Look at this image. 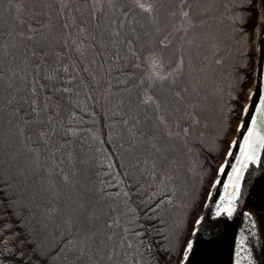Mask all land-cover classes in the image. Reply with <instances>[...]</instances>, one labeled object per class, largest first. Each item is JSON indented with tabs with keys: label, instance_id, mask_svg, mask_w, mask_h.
Returning <instances> with one entry per match:
<instances>
[{
	"label": "trees",
	"instance_id": "1",
	"mask_svg": "<svg viewBox=\"0 0 264 264\" xmlns=\"http://www.w3.org/2000/svg\"><path fill=\"white\" fill-rule=\"evenodd\" d=\"M41 2L44 4L43 8L37 5L35 0H13L11 5L8 0H0V45L3 46L0 48V70L5 73L4 87L0 89V104H4L8 98L15 97L11 107L5 105L6 112H11L13 108L21 110L19 116L12 117L13 125L5 124L0 127V156L7 161L3 165L6 176L8 169L11 168L10 175L16 177L12 180L14 188L26 191L30 200L35 198L32 202L23 201L25 209L39 207L47 199H51V196L57 197L53 204L63 209L73 189L65 188L57 177L58 193L53 192L49 196L36 183V177L31 172L26 174L29 183H25V176L18 173V165L30 161L29 154L23 150L20 138L15 135L14 125L21 117L32 118L29 104L35 97L29 92V87L32 78L38 76L32 71V65L41 58H44L45 63H50L53 52L62 51L58 44L50 47L43 41L39 45L28 41L26 36L32 35L28 25L33 28H38L41 24L51 25V31L45 29L43 33H36L37 39L41 35L50 39L53 34L67 38L59 25L65 20L71 23L72 16L76 17L78 24L82 17L75 11L77 7H80L85 16L87 11L82 0H72L70 7L73 11L69 13L66 9L64 19H61L57 14L56 0ZM190 2L195 9L191 13L194 17L192 23L197 26L186 34L177 31L181 24L188 28L187 21L180 16V0H156V12L151 18L136 8L134 0H118L114 6L115 10L126 8L130 13V23L126 25L124 32L133 40L137 49H143L145 46L154 47L158 39L170 33L172 44L166 50V57L173 59L176 55L183 54L186 59L187 67L182 81H178V84H188L195 90L191 97L196 107L188 111L199 124L191 129L190 136L184 138L183 142L179 139L171 142V149L167 153L168 160L162 169L160 167L152 169L151 164L146 168L134 167L136 156L128 151V137L119 123L124 115L119 102L123 100L126 109L129 97L133 100L136 98L135 79L127 85L132 89L131 92L122 91L124 86H117L113 79L112 91L118 95H112L108 100L99 95V92L103 91V86L99 90L90 86L88 91H91L94 97L91 101L84 99L82 89L80 96L74 97V100L79 99L80 107L72 108L77 117L71 125L77 130L78 134L75 137H64L62 132L58 131L46 148L34 135L39 125L32 124L26 128V133L33 136L28 144L40 151L42 167L56 172L63 170L68 174L79 171L81 183L86 177L90 188H103L105 193L112 194L101 205L105 211L109 205L116 209V212L110 215L116 216L127 210L125 198L122 195L115 196V193L127 192L130 195L128 204L135 210V224H129L128 217L120 216L121 227L110 230L115 235L108 244L121 254L114 264L137 262L179 264L196 227L195 222L206 204L211 187L236 134L248 99L249 88L253 84L256 63L255 31L259 18L258 0H190ZM184 10H188L187 5L184 6ZM172 12L176 15H171ZM117 15L119 16V11ZM131 27L136 29L135 33L130 32ZM157 27L160 28L159 32L156 31ZM70 31L73 39H84L76 28H71ZM20 32L24 33V37L18 35ZM26 48L29 52L35 49L38 53L28 64L22 62L26 59ZM119 52L123 59L118 64H112L109 79L112 77L123 79L126 75L139 76L141 69L131 66L135 58L123 45L119 46ZM9 53L16 57L15 61ZM9 69L18 75L12 77ZM24 76L28 77L27 82L21 79ZM85 81L87 82L86 76ZM9 82L12 83V88H8ZM40 84L47 82L40 80ZM35 86L40 96L38 103H41L43 97L50 94L48 87L40 89L39 84ZM171 90L167 83L157 89L161 95ZM25 99L29 103H24ZM54 102L55 98L49 103ZM69 107L65 104L58 111L55 117V126L58 129L60 122L68 125L66 117ZM168 111H172L171 106ZM136 112H140L142 118L151 115L150 112L145 114L135 108L129 114ZM51 113L52 109H49L48 114ZM171 118L177 119L178 116L173 113ZM181 124L188 127L187 116ZM18 153H20L18 160L9 159ZM82 160L87 161L86 165L80 163ZM124 228L134 230L125 233ZM60 229L61 219L54 216L49 222L50 236ZM134 232H140L142 235L136 236ZM121 240L124 241L123 244ZM129 243L132 248H128ZM4 264L12 262L6 260ZM16 264L21 262L16 261Z\"/></svg>",
	"mask_w": 264,
	"mask_h": 264
},
{
	"label": "snow or ice",
	"instance_id": "2",
	"mask_svg": "<svg viewBox=\"0 0 264 264\" xmlns=\"http://www.w3.org/2000/svg\"><path fill=\"white\" fill-rule=\"evenodd\" d=\"M71 2L72 0H56L57 14L61 19H64L66 9L69 13L73 11L70 7ZM82 2L86 6L87 16L84 15L80 7H77L75 11L82 17L79 23L77 24L76 17L72 16L71 23L65 20L59 25L67 38L53 34L50 39L43 35L37 39L35 34L43 33L45 29L51 31V25L41 24L38 28L28 25V30L32 33V35L26 36L28 41H33L37 45L43 41L50 47L58 44L62 51H54L50 63H45L44 58H41L32 65V71L38 74L32 78L29 87V92L32 97H35L29 104L32 118L21 117L14 125L15 135L20 138L24 152L29 154L30 162L17 167L18 173L25 176V183L30 182L26 174L31 172L36 177V183L49 196L53 192L58 193L57 177L61 185L74 191L67 197L68 202L63 209L53 204V201L57 199L56 196H51V199H47L39 207L25 209L23 201L30 200L28 193L14 188L12 180L16 177L10 175L11 168L8 169L6 176L3 165L7 161L0 156V264H4L6 260H10L12 264H16V261H20L21 264H114L121 254L115 247H110L108 244L115 235L110 230L114 227H121L120 216L128 217V223L135 224L136 213L128 204L131 197L127 192L115 193V196L122 195L125 198L124 204L127 210L113 216L110 213H115V208L109 205L108 210L105 211V208L101 206L112 194L105 193L103 188H90L86 177L81 183L79 171L68 174L63 170L56 172L53 169L42 167L39 149L28 144V141L33 138L32 135L26 133V128L29 125H39L34 135L43 142L46 148L58 131L62 132L64 137L77 136V130L71 126L77 119L72 108L80 107V101L79 99L74 100V97L78 98L83 89L84 99L91 101L94 97L91 91H88L90 86L97 90L103 86V91H100L99 95L108 100L110 96L118 95L112 91L113 79L117 86H124L121 89L124 92H131L132 89L127 85L133 79L136 81L134 85L137 89L135 100L129 97L126 109L124 108L125 102L123 100L119 102L124 113L119 123L123 126L128 137V151L136 156L134 167L143 166L146 168L151 164L152 169L157 167L162 169L168 160L167 153L171 149V142L177 139L183 142L184 138L190 136L191 129L199 124V121L188 111V109L196 107L191 97V93L195 90L188 84H178V81H182L187 67L185 56L180 54L173 59H168L165 54L172 44V40L169 38L171 34L158 39L154 47L145 46L143 49H137L133 40L128 38L124 32L126 25L130 23V13L126 8L114 9L118 0H82ZM155 2L156 0H134L136 8L147 14L149 18L156 12ZM8 3L11 5L13 0H8ZM35 3L41 8L44 7L41 0H35ZM185 5L188 10H184ZM261 7L264 9V0H262ZM180 9V16L187 21L188 28L181 24L177 31L186 34L191 28L197 26L192 23L194 17L191 15L195 9H193L190 0H180ZM117 11H119V16ZM171 15L174 16L176 13L172 12ZM48 18L51 19L50 16ZM21 23L23 22L21 21ZM71 28H76L84 39H73ZM135 31L134 27L130 28L131 33H135ZM156 31L159 32L160 28L157 27ZM18 35L24 37L23 32ZM181 38L183 39V36ZM121 45L135 58L131 66L141 69L140 75L136 77L126 75L123 79L120 77L109 79L112 74V64H118L123 59L119 52ZM2 47L0 45V48ZM9 55L15 61L16 57L12 53ZM37 55L35 49L29 52L26 48V59L22 62L28 64L29 60L34 59ZM157 69L161 71H157ZM8 71L12 77L18 75L11 69ZM21 79L28 81L27 76L21 77ZM4 80L5 73L0 70V89L4 87ZM40 80L46 81L47 84H40ZM164 83H167L172 90L161 95L157 89ZM37 84L40 85V89L47 86L50 93L43 97L41 103H38L40 96L35 86ZM12 87V83L9 82L8 88ZM54 98V104L49 103ZM14 99L15 97L8 98L4 104H0V127L5 124L13 125L12 117L20 115L19 108H13L11 112H6L5 105L11 107ZM24 103L27 104L29 101L25 99ZM65 104L70 106L67 109L66 117L68 125L65 126L63 122H60L58 129L55 126V117ZM169 106H171V112L168 111ZM134 108L142 110L145 114L150 112L151 115L147 118H142L140 112L130 115L129 113ZM49 109H52L51 114H48ZM257 112L264 116V98H262ZM173 113L177 114V119L171 118ZM117 114L113 113V115ZM42 116L43 118H41ZM185 116L188 117V127H183L181 124ZM247 133V136L244 137V146L241 148L242 159L238 158L240 167L233 168V176L229 177L234 181L232 184L234 191L228 198L226 207L221 209L219 205L217 206V216L222 213L229 217L232 216L235 211L234 201L239 195L242 169L247 167L248 162H258L259 149L264 148V136L260 135L257 129L255 117H253L252 127L248 128ZM235 144L236 141H232L230 147ZM54 155L55 153H53ZM228 155H232L231 151ZM19 156L20 153L15 157L10 156L9 159L18 160ZM80 163L86 165L87 161L82 160ZM219 172H224V166H221ZM216 183L220 182L216 181ZM18 192L19 194H17ZM34 200L33 197L30 202ZM54 216L60 217L61 229L50 236L49 222ZM201 222L202 218L196 220L195 223L198 225ZM130 230L134 229H123L125 233ZM134 235L140 236L142 233L134 232ZM121 243L123 244L124 241L121 240ZM127 246L132 248L131 243ZM192 247L193 244L189 241L184 250L183 261H187Z\"/></svg>",
	"mask_w": 264,
	"mask_h": 264
},
{
	"label": "water",
	"instance_id": "3",
	"mask_svg": "<svg viewBox=\"0 0 264 264\" xmlns=\"http://www.w3.org/2000/svg\"><path fill=\"white\" fill-rule=\"evenodd\" d=\"M261 3L262 0H258L259 19L262 14L264 21V9H262ZM252 86L254 91L253 93L249 92L247 100L249 105L244 107L232 140L236 141V144L229 147L221 164L224 166V172L217 174L207 202L199 216V219L202 218V222L196 224L189 240L193 244L192 250L188 254L187 261H183L182 258L183 264H209L214 256L216 257L215 264H236L238 230L244 215L251 219L249 225L251 248L248 251L252 259L251 264H264V248L258 255L254 244L256 229L259 239L264 245V148L259 149L258 162H248L247 167L242 169L239 195L234 201L235 211L232 216L229 217L223 213L220 216L216 215L217 206L219 205L221 209L226 207L227 200L234 191L232 187L234 181L229 177L233 176V168L240 167L238 158L242 159L241 148L244 146V137L248 134V128L252 127L253 117L257 120V129L260 135L264 136V116L257 112V108L260 107L261 100L264 98V23L256 43V64ZM229 151L232 153L231 156L228 155ZM216 181L220 183L217 184Z\"/></svg>",
	"mask_w": 264,
	"mask_h": 264
},
{
	"label": "bare ground",
	"instance_id": "4",
	"mask_svg": "<svg viewBox=\"0 0 264 264\" xmlns=\"http://www.w3.org/2000/svg\"><path fill=\"white\" fill-rule=\"evenodd\" d=\"M259 24L256 26V36H257V41L258 42V37L261 34V30H262V26H263V17L262 14L260 16L259 19ZM254 91V87H250L249 92L253 93ZM246 106L249 105L248 102L245 103ZM211 199V198H210ZM211 200L209 201L208 205L210 204ZM251 219L250 217H247L246 215H244L240 228L238 230V241H237V245H236V255H235V263L236 264H251V257L250 254L248 253L249 248H251V233H250V225ZM242 241V244H241ZM237 253H239V255H237ZM215 259L216 257H212L210 260L209 264H215Z\"/></svg>",
	"mask_w": 264,
	"mask_h": 264
},
{
	"label": "rangeland",
	"instance_id": "5",
	"mask_svg": "<svg viewBox=\"0 0 264 264\" xmlns=\"http://www.w3.org/2000/svg\"><path fill=\"white\" fill-rule=\"evenodd\" d=\"M258 20H259V18H258ZM256 39H257V36H256V31H255V42H256ZM249 89H250V88H249ZM254 236H255L254 244L256 245L257 254L259 255L260 252H261V249L264 248V245H263V243L260 241L256 229H255ZM181 262H182V261H181ZM181 262H180L179 264H181Z\"/></svg>",
	"mask_w": 264,
	"mask_h": 264
}]
</instances>
